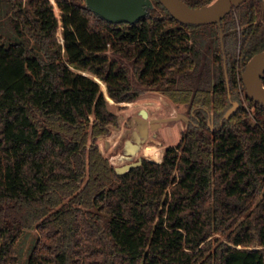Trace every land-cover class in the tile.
Instances as JSON below:
<instances>
[{
  "label": "trees",
  "instance_id": "16d2710c",
  "mask_svg": "<svg viewBox=\"0 0 264 264\" xmlns=\"http://www.w3.org/2000/svg\"><path fill=\"white\" fill-rule=\"evenodd\" d=\"M5 1L17 37L0 33V264H17L32 228L27 264H264V105L243 81L264 0L232 9L223 40L158 0L134 23L86 0H56L60 18L50 0ZM76 69L118 102L146 88L189 105L179 144L118 173L98 142L118 114Z\"/></svg>",
  "mask_w": 264,
  "mask_h": 264
},
{
  "label": "rangeland",
  "instance_id": "374dc122",
  "mask_svg": "<svg viewBox=\"0 0 264 264\" xmlns=\"http://www.w3.org/2000/svg\"><path fill=\"white\" fill-rule=\"evenodd\" d=\"M50 1L53 3L56 15L60 18L61 10L56 0ZM11 17L12 10L4 0L2 9L0 11V33L15 38L17 37V34L15 33V30L13 28ZM62 31L63 27L60 26L57 32V36L59 41L63 43L64 38ZM76 70L82 73L87 72L85 74L93 76L100 83L101 89L104 91V94L108 99L110 109L118 114L120 125L118 127L112 128L107 136L101 137L98 141L102 152L104 153V155L109 157L110 162L114 167L129 163L131 161H135L140 157L156 162H161L163 160L166 148L168 146H176L179 144L183 135V131L188 125L189 105L175 104L163 93L157 90L146 88L142 89V93L135 100L123 101L131 102L132 104H121V102L118 103V101L115 100L114 102H112L108 97V87L104 80L103 81L106 84V88L103 87L102 83L99 81L100 78L93 72L84 69ZM144 108L149 111L150 126L148 136L144 139L145 141L142 143L136 153H127V139L132 138L134 132L140 130V126L139 128H137L134 125V118L136 116H140V112ZM132 121L133 125L131 126L130 123ZM155 122L159 123L160 125H152V123ZM147 145H156L161 148V160H153L147 156L144 150L145 146ZM38 238L39 231L37 228L28 229L23 232L15 245L18 257L17 264H27L29 256Z\"/></svg>",
  "mask_w": 264,
  "mask_h": 264
},
{
  "label": "water",
  "instance_id": "95a60500",
  "mask_svg": "<svg viewBox=\"0 0 264 264\" xmlns=\"http://www.w3.org/2000/svg\"><path fill=\"white\" fill-rule=\"evenodd\" d=\"M179 21L192 24H207L217 22L223 30L222 19L236 6L246 0H213L200 7H193L184 0H158ZM88 7L98 16L114 23H134L150 13L155 7V0H86ZM264 50L255 54L247 63L243 71V81L248 95L264 105ZM140 116H136L134 125L139 128L132 138L127 139V153H136L147 138L150 126L149 111L142 109ZM133 125V121L130 123ZM152 125L159 126L155 122ZM143 157L123 165L116 166L118 173H126L143 162Z\"/></svg>",
  "mask_w": 264,
  "mask_h": 264
},
{
  "label": "bare ground",
  "instance_id": "6f19581e",
  "mask_svg": "<svg viewBox=\"0 0 264 264\" xmlns=\"http://www.w3.org/2000/svg\"><path fill=\"white\" fill-rule=\"evenodd\" d=\"M54 1V0H53ZM87 73V72H85ZM99 79V78H98ZM99 81L102 83L103 87L106 88V84L103 80L99 79ZM110 101L114 102V99H112L110 96H108ZM164 99V98H163ZM120 103V102H118ZM121 104H132L131 102H121ZM171 108V107H170ZM172 109V108H171ZM175 109V108H174ZM173 113V112H172ZM175 113V112H174ZM166 124V123H165ZM164 125V124H163ZM151 128V127H150ZM152 134V133H151ZM175 135V134H174ZM151 137V136H150ZM151 139V138H150ZM153 144V143H152ZM145 152L147 154V156L150 158V159H157V160H161L162 158V150L161 148H159L158 146L156 145H147L145 146Z\"/></svg>",
  "mask_w": 264,
  "mask_h": 264
},
{
  "label": "flooded vegetation",
  "instance_id": "af4514ba",
  "mask_svg": "<svg viewBox=\"0 0 264 264\" xmlns=\"http://www.w3.org/2000/svg\"><path fill=\"white\" fill-rule=\"evenodd\" d=\"M217 23V22H216ZM219 25V24H218ZM220 26V25H219ZM221 26H222V22H221ZM222 30H223V28H222ZM220 36H221V27H220ZM223 36H224V32H223ZM222 39V38H221ZM223 40V39H222ZM141 93H142V91H141Z\"/></svg>",
  "mask_w": 264,
  "mask_h": 264
}]
</instances>
